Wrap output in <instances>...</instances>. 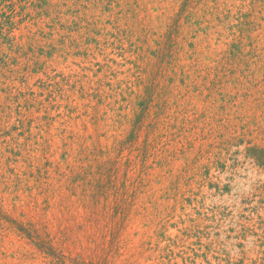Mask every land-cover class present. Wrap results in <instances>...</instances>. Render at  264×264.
I'll list each match as a JSON object with an SVG mask.
<instances>
[{"label":"rangeland","instance_id":"obj_1","mask_svg":"<svg viewBox=\"0 0 264 264\" xmlns=\"http://www.w3.org/2000/svg\"><path fill=\"white\" fill-rule=\"evenodd\" d=\"M13 1L0 264H264V0Z\"/></svg>","mask_w":264,"mask_h":264},{"label":"trees","instance_id":"obj_2","mask_svg":"<svg viewBox=\"0 0 264 264\" xmlns=\"http://www.w3.org/2000/svg\"><path fill=\"white\" fill-rule=\"evenodd\" d=\"M1 2H3L4 4H7L6 5L7 9H12V7L15 5L13 0H1ZM2 12L3 13L1 14V17L6 18L7 21L5 23L0 21V39L6 40V41L8 40L9 42H11L13 39L12 40L9 39V35L12 33V30L14 28V23L12 21H10L11 20V14L13 13V10H11V12H9V14L7 11H2ZM6 26H10V32L8 33V35H5V33H4V29Z\"/></svg>","mask_w":264,"mask_h":264}]
</instances>
